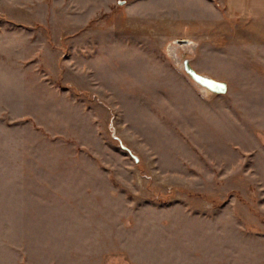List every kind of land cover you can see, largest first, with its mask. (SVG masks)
<instances>
[{"label": "rangeland", "instance_id": "1", "mask_svg": "<svg viewBox=\"0 0 264 264\" xmlns=\"http://www.w3.org/2000/svg\"><path fill=\"white\" fill-rule=\"evenodd\" d=\"M10 1L0 264H264V34Z\"/></svg>", "mask_w": 264, "mask_h": 264}, {"label": "crops", "instance_id": "2", "mask_svg": "<svg viewBox=\"0 0 264 264\" xmlns=\"http://www.w3.org/2000/svg\"><path fill=\"white\" fill-rule=\"evenodd\" d=\"M201 7L205 6L210 14L203 15V12L197 7L196 3L192 0H133L129 5L131 7L129 13H137V10L140 8L139 4L151 6V11L146 10L145 14H159L166 17V22L173 21L185 22L191 25L201 22L200 16L205 17L203 22L209 19L211 21H216L217 17L220 21L228 24L229 32L227 34H264V0H196ZM120 4L121 1L119 2ZM125 3V2H124ZM126 4V3H125ZM8 8L16 9V13H8L6 10ZM25 4L14 3L10 0H0V22L8 23L11 20L16 22H23L25 20L24 13ZM191 8L197 9V14L188 13ZM205 8V9H206ZM206 12V10H205ZM164 14V15H163ZM173 16V18L171 17ZM160 16V17H161ZM208 16V17H207ZM212 16V17H211ZM206 17L208 19H206ZM211 17V18H210ZM193 23V24H192ZM5 25V24H4ZM6 29L2 26V29ZM1 29V25H0ZM1 29V30H2ZM233 32V33H232ZM5 35V34H0ZM6 42H0V69H3L5 72L10 73L9 65V56L7 48L4 49L3 45ZM17 46H15L16 48ZM18 49V48H17ZM17 55H19L18 50H15ZM19 60H17L18 62ZM7 77V76H6ZM9 81L0 80V118L3 119L6 116H10V107L8 105L9 98V89L14 92L13 86L8 84ZM8 84V85H7Z\"/></svg>", "mask_w": 264, "mask_h": 264}]
</instances>
